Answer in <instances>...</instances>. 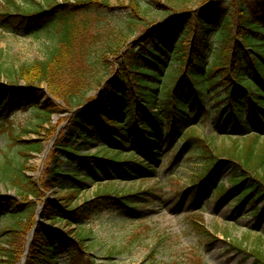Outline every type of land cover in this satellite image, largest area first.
I'll list each match as a JSON object with an SVG mask.
<instances>
[{
  "label": "trees",
  "instance_id": "obj_1",
  "mask_svg": "<svg viewBox=\"0 0 264 264\" xmlns=\"http://www.w3.org/2000/svg\"><path fill=\"white\" fill-rule=\"evenodd\" d=\"M112 1L43 0L34 6L6 0L0 10V28L26 33L47 26L55 29L44 59L21 64L15 70L17 78L26 81L25 86L14 85L10 75L7 84L0 83V118L29 108L37 116L32 131L40 134L48 132L45 125L51 126L53 115L62 112L56 99L63 100L72 108L70 111L78 109L70 121L69 142L50 151L48 167H53L46 170L50 178L37 182L27 174L31 154L43 151L42 140L23 141L14 154L3 156L0 183L14 188L16 196L0 199V225L3 218H9L0 231L6 239V246L0 245V264L19 263L24 253L19 237L32 229L25 264H61L67 252L76 255L73 264H82L78 259L86 257L85 225L112 207L122 213L140 207L137 198L146 206L148 200L143 196L150 192H120L111 186L98 190L92 198H84V179L110 168L124 172L125 179L153 178L151 174L160 169L156 164L163 159V142L172 147L178 138H184L187 128H194L200 115L208 116L209 111L217 123L225 120L229 126L233 121L242 131L229 145L212 147L207 140L200 141L205 144V159L203 172L196 179L208 187L223 162L233 170V187L246 183L242 197H250L252 203L264 197V144L259 143L260 135L251 128L252 122L264 118V0H232L230 8H223L225 0H204L195 10L188 9L189 0H165L175 12L170 16L171 24L157 28L149 39H139L133 45L131 37L139 30L138 20L148 15L151 0H130L127 16L105 33L98 49L91 51L82 40V27L89 23L86 16L95 11H113ZM79 14L86 16L78 20ZM113 55L120 59L118 73L109 81H101L98 99L88 100L84 88L89 75L81 72V66L74 68L76 60L90 70ZM43 81L53 99L44 101V89L35 84ZM206 92L214 101L211 108L204 99ZM97 141L102 144L96 153L81 154L84 145ZM184 141L186 145L193 142L192 138ZM75 143H79L77 149ZM136 146L144 149L153 165L137 158L133 152ZM66 162L83 165L89 176L83 177L76 169L65 170ZM168 164L162 162L160 167ZM59 176L65 184L60 183ZM202 187L194 190L197 203ZM56 188L54 196L46 195ZM228 191L223 185L218 188L221 197ZM40 198L43 201L37 221L39 205L35 200ZM191 219L198 231L215 238L214 233L200 227V215ZM247 239L233 243L234 247L250 252L256 264H264V251L256 244L250 249L244 247ZM121 252L108 249L109 256ZM156 253V248H151L142 264H170L159 261ZM174 264L204 263L199 253L191 252Z\"/></svg>",
  "mask_w": 264,
  "mask_h": 264
},
{
  "label": "rangeland",
  "instance_id": "obj_2",
  "mask_svg": "<svg viewBox=\"0 0 264 264\" xmlns=\"http://www.w3.org/2000/svg\"><path fill=\"white\" fill-rule=\"evenodd\" d=\"M37 5L36 2L43 0H16ZM60 3L65 0H58ZM148 3V0H144ZM6 0H0V10H3ZM130 0L122 3L112 1L114 10L95 11L87 14H79L78 20L85 15L89 23L82 27L84 34L82 40L85 46L91 51L100 47L105 39V33L114 28L119 20L127 16V8L130 7ZM204 4V0H189L188 9L195 10ZM232 0H225L223 8H230ZM121 7L125 8L122 9ZM150 11L144 18L139 19V30L131 37L130 45L149 39L152 31L160 27H168L171 24L170 16L175 12L172 6L165 0H151ZM37 29V28H36ZM163 29V28H161ZM55 29L46 27L37 29L34 32L12 31L0 28V73L3 74L0 83L7 84L8 75L13 77L15 84L25 86L24 79H18L15 70L21 64H31L36 60H42L47 54L48 46L52 44V36ZM108 62L95 65L90 70L84 66L80 60H76L75 67L79 66L81 72H86L89 77L88 85L84 88L87 91V99H98L102 92V82L109 81L118 73L119 58L111 56ZM152 67L151 64L147 65ZM152 68H155L153 66ZM44 89L46 98L53 99L48 92V85L45 81L35 83ZM204 99L208 108L213 106V99L208 92L204 93ZM89 101V102H90ZM62 112L54 114L48 132L42 131L40 134L33 132L37 122V116L29 108L18 109L13 114L0 118V162L5 153L14 154L22 146L23 141L42 140L43 151L31 154L29 161L30 171L27 174L34 181L42 178H50L46 170L50 164L49 154L56 145L69 142V126L73 118V113L78 110L68 107L60 99H56ZM245 105V101L242 102ZM210 110V109H209ZM192 116L194 113H191ZM215 115L209 111L208 116L200 115L194 128H187L183 136L178 138L172 147L162 144L163 161L169 165L160 167L156 164L158 171L151 174L153 178L138 180L133 177L125 179V173L116 169H108L91 173L83 165H73L66 162L64 169H76L82 173L84 183L87 185L83 193L84 198H92L100 189L111 187L120 192H139L150 190L144 193V198L148 200L147 205L137 198L141 204L138 208H131L125 213L111 208L101 212L102 217H97L94 222L85 225L88 239L85 241L86 257L78 259L82 264H142L151 248H156V258L159 261L174 264L179 260L186 259L189 254L199 253L204 264H256L255 257L250 252L234 247L233 243L241 244L244 237V247L250 249L255 244L264 251V197L260 196L254 203L250 197H242L246 183L240 186H232V168H223V162L208 187L202 184V180H197L204 162L203 152L205 145L202 139L207 140L212 147L229 145L234 137L241 136V128L235 126L233 121L229 126L224 122L217 123ZM255 133L260 135L259 143L264 144V118L260 122L254 121L251 124ZM192 138L193 142L186 145L184 139ZM201 138V139H199ZM60 140V141H58ZM81 140V139H80ZM79 143H75L77 149ZM102 142L97 141L84 145L81 154L96 153ZM129 153V148H126ZM134 154L141 159L145 165H153L148 154L143 148L134 147ZM126 157V156H125ZM149 162V164H148ZM225 162V161H224ZM124 174V175H123ZM134 174V173H133ZM61 184H65V179L59 176ZM70 183H67L69 185ZM224 186L229 191L221 197L218 188ZM198 186H203L200 202L195 200L194 190ZM58 188L47 192V196H54L53 192ZM114 194V193H112ZM15 189L0 183V199L15 197ZM114 197V195H112ZM41 198L35 200L39 208L35 214V219L39 221L41 211ZM257 208V209H256ZM200 215L202 224L208 231L214 233L215 238H210L204 232L198 231L192 223V217ZM9 218H3L2 225L7 223ZM0 225V231L2 228ZM34 230H30L24 237H19V243L24 249L22 259L18 264H25L28 258V251L31 246ZM259 238L261 240L259 241ZM5 237L0 233V245L6 246ZM91 243V245H87ZM122 252L108 255V249ZM71 252L62 255L61 264H73L75 256Z\"/></svg>",
  "mask_w": 264,
  "mask_h": 264
}]
</instances>
